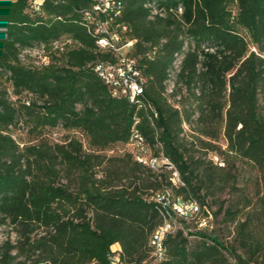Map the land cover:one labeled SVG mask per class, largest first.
Returning <instances> with one entry per match:
<instances>
[{
  "label": "trees",
  "instance_id": "obj_1",
  "mask_svg": "<svg viewBox=\"0 0 264 264\" xmlns=\"http://www.w3.org/2000/svg\"><path fill=\"white\" fill-rule=\"evenodd\" d=\"M35 1L0 0V75L16 97L11 102L0 88V225L15 235L0 243V264H108L115 244L123 262L141 264L164 225L163 206L150 196L166 190L167 222L183 225L166 239L159 264H264V0H118L116 22L135 40L131 55L145 78L135 102L112 97L93 69L109 55L97 48L95 22L86 17L92 0H40L38 8ZM146 4L163 15L151 17ZM61 39L72 46L49 65L22 62L21 52ZM177 56L174 88L184 86L191 107L180 103L183 115L165 95ZM195 115L202 136L217 138L222 129L230 161L218 166L189 153L180 134ZM22 118L32 132L60 126L81 133L94 151L128 149L138 134L147 163L131 150L111 158L85 153L73 138L20 149L9 130ZM159 158L172 171L149 164ZM235 160L257 173L248 177L252 195L239 193ZM224 189L237 200L218 211L233 228L229 244L215 234L212 217L190 231L172 211L182 199L196 202L200 214L204 198Z\"/></svg>",
  "mask_w": 264,
  "mask_h": 264
},
{
  "label": "rangeland",
  "instance_id": "obj_2",
  "mask_svg": "<svg viewBox=\"0 0 264 264\" xmlns=\"http://www.w3.org/2000/svg\"><path fill=\"white\" fill-rule=\"evenodd\" d=\"M37 47L33 48L36 49ZM36 58V59H35ZM28 59L30 60H37V55L35 54H28ZM182 58H178L174 63V68L170 71L168 80L165 82V95L168 98V102L171 106H173L175 109L180 110V114L183 115L184 111L181 109L180 103L187 104L184 108L188 111H190V104H188L187 99L184 97L187 96V92L183 85H179L174 88V82H175V74L177 72V68L180 64ZM0 88H6L8 90L7 94L9 97V100L11 102L16 101V97L12 96L11 92L12 89L10 88V84L6 80V75H0ZM175 91V95L173 96V91ZM22 99H25L24 95L21 96ZM17 104V103H16ZM202 126H200L196 121V115L191 118V122H183L182 123V132L180 134V138L182 140V143L184 146H186L189 150V153L194 158H202L205 159V161H211L213 165H218V161L222 160H228L231 159L227 157V155L224 153L226 149V141L223 137L222 129L221 131H216L215 135L217 138L210 139L207 137H204L201 135ZM10 136L14 139L17 145H19L21 148H26L28 146H32L34 144H43L47 143L48 145H62L66 143L65 141L67 139H76L79 141L82 145V151L85 153H95L97 155L105 156L106 158L111 157H121L127 151H130V148H125L121 146H116L110 150H104V151H94L91 148H89L87 144V140L84 135L77 132L72 131H64L60 126L54 129H44L41 132H32L30 130V127L24 123L23 118L19 119L15 122V124L10 128L9 130ZM208 145V146H207ZM167 161H165L162 158L150 160L149 164L153 166H163ZM223 167V166H222ZM232 169V172H236L240 175L239 178V184L238 187L241 190L240 194H247L252 195L254 190L253 181L249 182L248 177L251 176V178H255L257 176L256 171L250 170V168L242 161L235 160V164L233 167H230ZM171 169V166H170ZM99 171V169H97ZM251 172V174L249 173ZM160 173H164L166 176L167 174L165 172L158 171L156 172L157 175H160ZM250 174V175H249ZM173 179H177L176 174L173 173ZM244 179H246L244 181ZM158 181H160V177L157 178ZM149 192V191H148ZM151 193H153L150 190ZM152 195V194H151ZM237 201L235 197L231 198V195L228 192V189H224L222 192L217 193L213 196H207L204 198V206L202 213L192 219L189 220H182L188 225L189 230L193 231L195 227L199 225L200 221L206 220L205 215L212 217L214 220V229L215 234L226 244H229L232 242L233 239V228L231 225L225 226L222 224V214H219V208L220 207H226L227 204L230 201ZM199 212V211H198ZM216 216V217H215ZM178 217V216H177ZM209 218V219H210ZM182 223L179 221L177 223V230L182 229ZM184 234L186 232L184 231ZM11 239L14 240L15 235L13 233V230L11 227H8L6 225H0V243L4 241L5 239ZM188 241L190 243H193L195 241L194 237L188 236ZM117 251V250H116Z\"/></svg>",
  "mask_w": 264,
  "mask_h": 264
},
{
  "label": "built area",
  "instance_id": "obj_3",
  "mask_svg": "<svg viewBox=\"0 0 264 264\" xmlns=\"http://www.w3.org/2000/svg\"><path fill=\"white\" fill-rule=\"evenodd\" d=\"M92 2V10L86 13V17L95 22L93 32L98 36L96 40L97 48L101 52L109 55L108 59L96 62L93 69H100L102 82L110 90L112 97H123L129 102H135L134 94H143L145 78L142 76L140 68L131 55L135 40L129 39V30L125 28V25L116 22L122 12L119 1L92 0ZM40 3V0L35 1L37 8ZM70 46H72V43L69 39L55 40L48 48L42 46L21 52L20 58L23 63L30 65V62H28V54H35L37 55V68H41L49 65L52 57L61 54ZM127 147L131 149L134 158L144 164L138 134L133 135ZM166 168L172 171L168 164H166ZM170 180L174 185L179 182V179H171V177ZM149 201L155 204H162L168 210L167 190L162 195H151ZM181 205L186 206L185 201L182 199ZM188 209L190 210V217H186V220L199 215L196 208L188 207ZM169 212L171 214V211ZM171 216L173 217V214ZM173 219L174 226L166 227V237H160L159 241H152L150 238L149 256L141 264H159L165 260L167 253L165 241L169 236L175 234L177 223L179 222L176 218L173 217ZM199 226L205 227L206 221H200ZM108 260V264H128L123 262L122 259H118L116 249L112 247Z\"/></svg>",
  "mask_w": 264,
  "mask_h": 264
},
{
  "label": "bare ground",
  "instance_id": "obj_4",
  "mask_svg": "<svg viewBox=\"0 0 264 264\" xmlns=\"http://www.w3.org/2000/svg\"><path fill=\"white\" fill-rule=\"evenodd\" d=\"M113 1H118V0H113ZM119 5H120V10H121V3L119 1ZM146 9H148L150 11V16L153 17L155 15H163V12L159 9L156 8V6L154 4H146L144 6ZM180 56L176 57V60L179 58ZM181 58V57H180ZM36 59V58H35ZM175 60V61H176ZM37 61V60H36ZM178 61V60H177ZM175 63V62H174ZM94 71L96 72V74L98 75V77L102 80V76H101V71L100 69H94ZM142 94H134V101H137V98H139V96ZM139 139V145H140V150L142 153H145V146H144V141L141 137L138 136ZM144 164H146L147 162L143 161ZM166 164H168L170 166L169 163H165L163 166L166 167ZM177 176V175H176ZM168 196V195H167ZM169 205V202H167V207ZM187 206V207H186ZM186 206L181 205V203H175L172 205V211H174V213L176 214V216L178 217H187L190 214V210L188 209V207L191 208H196V211H199L198 205L196 202H191L189 204H186ZM159 213L162 216V218L164 219V225L163 227L158 230L154 236L152 241H159L160 237H163V235L166 233V227H171V224L169 222H167V216H169L168 214V210H166V207H163L161 209H159ZM171 216V215H170ZM120 250L116 251V255L118 256V259H120Z\"/></svg>",
  "mask_w": 264,
  "mask_h": 264
},
{
  "label": "crops",
  "instance_id": "obj_5",
  "mask_svg": "<svg viewBox=\"0 0 264 264\" xmlns=\"http://www.w3.org/2000/svg\"><path fill=\"white\" fill-rule=\"evenodd\" d=\"M112 248H113V249H116V250H120L118 244L113 245Z\"/></svg>",
  "mask_w": 264,
  "mask_h": 264
}]
</instances>
